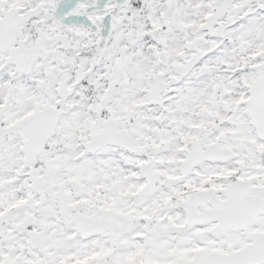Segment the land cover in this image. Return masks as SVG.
<instances>
[{
  "label": "snow or ice",
  "instance_id": "6c2138e0",
  "mask_svg": "<svg viewBox=\"0 0 264 264\" xmlns=\"http://www.w3.org/2000/svg\"><path fill=\"white\" fill-rule=\"evenodd\" d=\"M0 264H264V0H0Z\"/></svg>",
  "mask_w": 264,
  "mask_h": 264
}]
</instances>
